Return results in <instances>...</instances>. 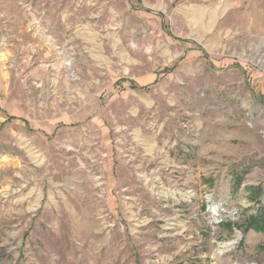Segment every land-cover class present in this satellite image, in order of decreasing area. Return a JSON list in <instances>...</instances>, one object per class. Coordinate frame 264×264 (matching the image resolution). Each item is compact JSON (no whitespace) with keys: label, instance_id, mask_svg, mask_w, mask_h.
<instances>
[{"label":"rangeland","instance_id":"374dc122","mask_svg":"<svg viewBox=\"0 0 264 264\" xmlns=\"http://www.w3.org/2000/svg\"><path fill=\"white\" fill-rule=\"evenodd\" d=\"M261 204L264 0H0V264H264Z\"/></svg>","mask_w":264,"mask_h":264},{"label":"trees","instance_id":"16d2710c","mask_svg":"<svg viewBox=\"0 0 264 264\" xmlns=\"http://www.w3.org/2000/svg\"><path fill=\"white\" fill-rule=\"evenodd\" d=\"M253 190H258L260 192V189H253ZM257 201V199H256ZM260 204V203H259ZM252 219H249V221L246 223V230H256V231H264V205H260L259 213L258 215H255L251 217ZM230 227H232L231 223H228Z\"/></svg>","mask_w":264,"mask_h":264}]
</instances>
